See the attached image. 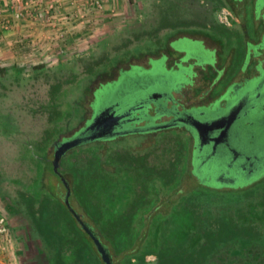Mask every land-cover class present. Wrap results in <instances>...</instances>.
<instances>
[{"label":"rangeland","instance_id":"1","mask_svg":"<svg viewBox=\"0 0 264 264\" xmlns=\"http://www.w3.org/2000/svg\"><path fill=\"white\" fill-rule=\"evenodd\" d=\"M239 1L237 7L231 0H102L101 7L86 0L28 2V10H21L24 19L34 20L39 8L44 9L43 22L54 24L64 16L83 34V42L43 49L35 61L0 65V216L8 226L7 235L0 236L4 251L17 250L19 264H104L66 206L63 177L71 206L102 239L114 264H162L183 250L182 264H264V49L252 47L245 58L247 37L241 27L257 40L251 25L264 31V19L256 0ZM50 5L55 7L49 13ZM224 10L228 26L221 22ZM183 36L202 39L205 46L186 40L180 46L189 50L188 56L181 62L176 55L167 59L170 43ZM261 41L262 36L252 44ZM207 48L220 54L214 67L205 64L215 60ZM162 56L150 69L149 60ZM105 87L99 108L115 103L136 108L144 102L142 122L127 124L114 140L71 148L61 159L59 176L53 168L55 143L84 132L79 131L94 114V93ZM165 93L171 98L167 102L161 96ZM221 96L227 106L209 107V120L229 115L247 100L237 128L241 149L259 159L253 175L247 168L242 174L239 167L230 168L231 155L202 165L198 153L193 165L195 135L185 123L136 132L170 124L178 113L204 122L201 113ZM224 172L229 175L222 181ZM161 190L162 199L156 200ZM126 192L140 196L124 200ZM142 204L147 212L138 210ZM181 208L187 214L190 209V215L182 216ZM109 214L120 220L109 223ZM139 216L148 223L137 254L118 253L131 236L130 218Z\"/></svg>","mask_w":264,"mask_h":264},{"label":"flooded vegetation","instance_id":"2","mask_svg":"<svg viewBox=\"0 0 264 264\" xmlns=\"http://www.w3.org/2000/svg\"><path fill=\"white\" fill-rule=\"evenodd\" d=\"M233 1V3L235 4V6H239L241 4V2L239 0H231ZM243 1V0H242ZM256 11L258 12H262V18L264 19V4L262 0H256ZM247 24L249 25V23L247 22ZM242 27V34L243 36L245 35V37H247V39L245 38V51L248 52V54L245 56V58L249 57V50L250 48L254 47L255 49L258 48H262L264 49V31H256L255 26L252 24L251 25V33L257 34L258 39L260 38V36H262V41L261 43H258L256 45L252 44V42H257V40L255 39H250L248 37V30L247 28H244V25L241 26ZM191 41V43H202L205 46L204 40L202 39H198V38H192L189 36H183V37H177L175 40H173L170 45H169V54L167 56V59L169 58V56L171 58H173L175 55L178 56V58L180 59V62L182 59H184L185 57L188 56L189 54V50H186V48L181 47L180 45L183 44V42L185 41ZM191 45L194 47H196V45ZM207 51H209L211 54L214 55V62L211 63H205L208 66H212L214 64H216V60L217 57L220 56V54H217L216 49H211V48H207ZM260 55L257 54L255 57H259ZM164 56L158 58V59H150L149 63L151 65V68L153 67V64L156 61H161V59H163ZM192 59V58H191ZM196 60V59H194ZM196 62L198 63V61L196 60ZM261 63V62H260ZM178 66H181V63L178 64ZM214 67V66H212ZM180 71V68L177 70ZM213 72H216L215 70H213ZM253 80V79H251ZM252 81L246 83L245 87L250 85ZM183 84V83H181ZM227 84V82H226ZM225 84V85H226ZM223 86V88H226V86ZM179 87V85H178ZM244 87V88H245ZM107 88L109 87H105L102 88L98 91H96L94 93V103H93V107H94V114L93 117L91 118V122L90 125L94 124V127L88 130V135H94L96 137L95 140L93 141H98V140H114V138L122 136V133L125 130V127L127 124H140L142 122V119L139 117L141 110H145L144 106H142L144 104V102H142L141 104H139L138 107L136 108H121V104L120 103H115V104H107L102 108H99L98 105L99 103H103L106 99L105 94L106 90H108ZM222 88V90H224ZM231 89V88H230ZM229 88L226 90L225 94L226 95L229 90ZM221 90V91H222ZM104 92V93H102ZM104 94V95H103ZM223 95V96H224ZM162 98H166V102L169 101L171 98L169 97L170 94H163L161 95ZM223 96H221L220 98L215 99L212 103H210L208 105V107L206 108L205 106H202L200 108H206V110L209 107H214L217 103L221 104V109H225V107L227 106V101L223 100ZM154 98H158L159 95H155L153 96ZM151 96V98H153ZM247 100H244L243 105L246 104ZM212 107V108H213ZM109 109V111L106 114H103L105 110ZM235 109V108H234ZM100 110V111H98ZM123 111V113H126V117L120 119V120H114V118H111V114L115 113V116L119 115V112ZM103 114V115H102ZM209 109L205 112L203 111L201 113V116L203 117V119H208L209 120ZM176 116V117H175ZM175 116H173L172 123H170L172 126L170 128H176L178 125H181L182 123H184L183 121H180L179 119H191L190 115L187 114H176ZM183 116V117H182ZM126 118V120H125ZM239 121V119L237 120V122ZM237 122L234 123L225 133H223V130L226 128V125H224L223 128H221L220 130H215L214 132H211L209 135L210 137L207 138L206 141V145L202 148H200L199 143H198V136L196 134V132L194 130H192V132L195 135L194 138V142H195V146H194V151H193V157H192V164L193 165H197V154L201 153L202 155V165L205 164L206 160L208 161V163L215 158H220L222 161L223 159H226L229 155L230 156V162L229 163V167L230 168H237L238 172H240L242 174V172L244 171L245 168H247L250 172H247L248 176L253 175V168L255 166H257L259 159L256 157L251 156L250 154H246V152L244 151V149H241L240 147V143L243 142L240 134H239V130L237 128ZM90 125H86L84 128H82L79 132H81L83 129H87L89 128ZM168 129V128H167ZM158 131L161 129H156L155 127H150L148 129H144V130H140V131H136V132H140L142 134L146 133H150L151 131ZM190 130V128H189ZM128 133H132V131H129L123 135H126ZM80 134V133H79ZM75 137L78 136L77 133L74 135ZM212 138L216 139V140H211ZM58 146L56 147V143H55V147L56 150L57 148L61 145V143H57ZM207 163V164H208ZM205 164V165H207ZM247 166V167H246ZM257 171H258V166H257ZM246 174V173H245ZM229 175V173H222L221 175V180L223 181L224 178ZM231 181V180H229ZM234 181V180H233ZM224 185V182L221 184V187ZM215 188V187H214ZM218 189V188H215Z\"/></svg>","mask_w":264,"mask_h":264},{"label":"crops","instance_id":"3","mask_svg":"<svg viewBox=\"0 0 264 264\" xmlns=\"http://www.w3.org/2000/svg\"><path fill=\"white\" fill-rule=\"evenodd\" d=\"M29 1L31 0H0V65L18 62L21 64L31 59L35 61L42 53L44 54L43 49L70 47L72 44L83 42L81 41L83 34L75 30L73 23L68 24L64 16L58 17L54 24L49 23L48 20L43 22L42 8L33 13L36 17L34 20L27 17L15 21L14 14L21 12ZM54 1L63 2V0ZM39 12L41 17L38 15ZM76 28L80 29V27ZM62 34L66 35L60 39L59 36H63ZM0 243L3 245L1 240ZM2 247H0V264H19L18 251L11 247H7L4 251Z\"/></svg>","mask_w":264,"mask_h":264},{"label":"water","instance_id":"4","mask_svg":"<svg viewBox=\"0 0 264 264\" xmlns=\"http://www.w3.org/2000/svg\"><path fill=\"white\" fill-rule=\"evenodd\" d=\"M243 102H241L237 107H235V109H233L229 115L221 116L218 119H214V120L206 119L203 122V121H200V120H197V119L191 117V119H187V120L179 119V120L183 121L185 124L189 125L196 132V134L198 136L199 146H200V148H202L207 144L206 141H207V138L210 137L209 134L211 132H214L215 130H220L221 128L224 127V125H226V128L223 130V133H225L234 123L237 122V120L239 119V116H240V112L242 110ZM217 106H220V105L218 104ZM108 111H109V109L105 110L103 114H106ZM210 112L211 111H209V113ZM124 117H126V113L124 114L123 111H120L119 115H117V116H115V113L111 114V118H114V120H117V121L124 118ZM125 120H126V118H125ZM170 126H172V125L167 124V125H162V126H158L155 128L156 129H167ZM93 127H94V124L90 125V127L87 128L86 130H84V132L82 134H79L74 139H70V141H68L66 143H61V145L57 148V150L55 152V158L53 161V168H54V172L56 174H58L60 176V173H59L60 162H61L62 157L64 156V154L67 151H69L73 147L79 146L82 143H86L87 141L90 142V141H93L96 139V137L94 135H88V130L93 128ZM211 140L214 141L216 139L212 138ZM57 146H58V144L56 143V147ZM61 179H62V182L64 183V185L67 189V196L65 199V203H66V206L68 207L69 211L74 215L75 219L81 225L82 229L89 235V237L94 242L95 247H96L98 253L100 254L104 264H114L110 253L108 252L107 248L104 246L102 241L95 234L93 229L91 227H89L82 220L81 216L71 206L70 201H69V197L71 195L69 185L63 177Z\"/></svg>","mask_w":264,"mask_h":264},{"label":"trees","instance_id":"5","mask_svg":"<svg viewBox=\"0 0 264 264\" xmlns=\"http://www.w3.org/2000/svg\"><path fill=\"white\" fill-rule=\"evenodd\" d=\"M138 191H144L143 189H139ZM164 190H161V191H157L156 192V194H155V197H156V200H160V199H162V194L160 193V192H163ZM208 191H210V192H212L211 190H208ZM134 192H135V190H134ZM134 192H126V193H124V200H125V198H127V199H129V196H133V198H134V200H136L137 198H139V196H140V194L139 193H134ZM216 192V191H215ZM148 193H150V192H148ZM152 194V193H151ZM100 195H102L103 197H105L106 196V193H101ZM136 195H138V197L136 196ZM102 196H100V197H102ZM120 197L122 196V192L120 193V195H119ZM161 197V198H160ZM188 197V196H187ZM187 197H185V198H187ZM151 198H154V195L152 196L151 195ZM110 199V198H109ZM107 199L108 201H110V200H118L117 199V197H115V198H112V199ZM147 199V198H146ZM143 208H145V210H146V212H147V208H146V206L145 205H141L139 208H138V210L141 212V210L143 209ZM189 209V208H188ZM181 210H182V212H181V215L182 216H184V215H190V209H189V212H188V214L187 213H185L184 212V208H181ZM108 216H110V214L108 215ZM120 216H113V217H108L109 219H108V221H109V223H113V222H118L119 220H120V218H119ZM146 217V216H145ZM141 219L140 220V222L142 221V226L141 227H139V225H140V222L139 223H136L137 222V219ZM128 219V218H127ZM147 220H148V218H147ZM130 227L128 228V230H129V232H130V234H131V236L129 237V240H128V243L125 245V246H123L122 247V250L120 251V252H118V253H123V252H128L129 251V257L130 256H132V255H136L137 254V242H139L141 239H140V234L142 233L141 231H142V229L147 225V223L148 222H146V219L144 218V216L142 217V216H139V217H131L130 218ZM151 223V222H150ZM87 234V233H86ZM88 235V234H87ZM89 236V235H88ZM99 239L102 241V239L99 237ZM118 240L117 239H115L114 240V242H117ZM105 246V245H104ZM106 247V246H105ZM96 248V247H95ZM107 248V247H106ZM97 250V249H96ZM98 252V251H97ZM186 251L185 250H183L182 251V253L180 252V254H178L177 256H178V258L176 259V260H174V261H169V260H163L162 261V264H182V261L184 260V258H185V256H186ZM127 254V255H128ZM111 255V254H110ZM190 257H194L195 256V252H192V253H190V255H189ZM111 257H112V260H113V256L111 255ZM113 263H114V261H113Z\"/></svg>","mask_w":264,"mask_h":264},{"label":"built area","instance_id":"6","mask_svg":"<svg viewBox=\"0 0 264 264\" xmlns=\"http://www.w3.org/2000/svg\"><path fill=\"white\" fill-rule=\"evenodd\" d=\"M86 1H87V4H88V2H90L91 5H93V6L95 5V6L101 7V1L102 0H86ZM38 2H40V0H35V3H38ZM26 5H28V4H26ZM54 7H55L54 5H50L48 7L49 13L54 9ZM25 8L28 10L29 7L28 6L27 7L25 6ZM27 10H25V11H27ZM24 18H25L24 17V12H18L14 16V19L16 21L22 20ZM220 18H221V22L224 25H227V26L230 25V23H229V13H227L225 10L222 12ZM8 24H9V22H8ZM7 231H8V226H7L6 220H5L4 217L0 216V236H6L7 235L6 234ZM2 249H4V248H2Z\"/></svg>","mask_w":264,"mask_h":264}]
</instances>
